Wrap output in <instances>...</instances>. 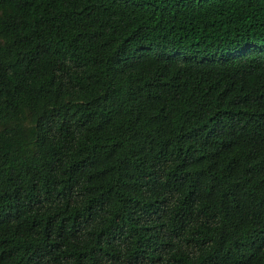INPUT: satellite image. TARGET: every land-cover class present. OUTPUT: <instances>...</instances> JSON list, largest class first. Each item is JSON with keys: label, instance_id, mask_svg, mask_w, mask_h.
<instances>
[{"label": "trees", "instance_id": "1", "mask_svg": "<svg viewBox=\"0 0 264 264\" xmlns=\"http://www.w3.org/2000/svg\"><path fill=\"white\" fill-rule=\"evenodd\" d=\"M0 264H264V0H0Z\"/></svg>", "mask_w": 264, "mask_h": 264}]
</instances>
